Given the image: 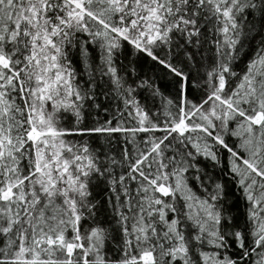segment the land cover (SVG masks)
<instances>
[{"label":"snow or ice","instance_id":"snow-or-ice-1","mask_svg":"<svg viewBox=\"0 0 264 264\" xmlns=\"http://www.w3.org/2000/svg\"><path fill=\"white\" fill-rule=\"evenodd\" d=\"M0 264H264V0H0Z\"/></svg>","mask_w":264,"mask_h":264},{"label":"trees","instance_id":"trees-1","mask_svg":"<svg viewBox=\"0 0 264 264\" xmlns=\"http://www.w3.org/2000/svg\"><path fill=\"white\" fill-rule=\"evenodd\" d=\"M255 43H258V41H256V42H254L253 43V47L255 46ZM148 69H147V66L145 67V71H147ZM149 75H159V76H163V73H155V74H153V73H151V72H149Z\"/></svg>","mask_w":264,"mask_h":264}]
</instances>
